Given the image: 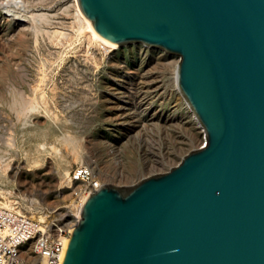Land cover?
Returning a JSON list of instances; mask_svg holds the SVG:
<instances>
[{
    "label": "water",
    "instance_id": "95a60500",
    "mask_svg": "<svg viewBox=\"0 0 264 264\" xmlns=\"http://www.w3.org/2000/svg\"><path fill=\"white\" fill-rule=\"evenodd\" d=\"M94 32L180 58L207 145L83 206L62 264H264V0H77Z\"/></svg>",
    "mask_w": 264,
    "mask_h": 264
},
{
    "label": "rangeland",
    "instance_id": "374dc122",
    "mask_svg": "<svg viewBox=\"0 0 264 264\" xmlns=\"http://www.w3.org/2000/svg\"><path fill=\"white\" fill-rule=\"evenodd\" d=\"M0 1V125L9 127L17 123L19 143H22V122H31L33 139L30 144L26 141V147L7 155L16 159L12 158L9 175L0 172V178H4L0 179L1 203L11 199L24 215L40 221L61 220L73 204L78 185L62 189L67 183H63L58 168L65 170L66 167L71 173L81 165L90 166L104 185L130 188L169 172L198 148L202 132L175 84L178 56L141 43L119 45L112 52L97 47L82 30L74 0ZM33 12L44 13V18L36 21L26 18L29 22L24 27L27 28L22 29L19 21ZM23 93L27 95L21 96ZM14 98L18 105L13 104ZM29 99L37 103V109L32 110V114L22 113V101ZM26 118L29 120L25 121ZM44 128L52 133L44 135L40 131ZM53 132L58 136L54 137ZM67 138L70 142L64 141ZM47 140L50 145L61 148L62 159L53 150L49 154L36 152L38 143H47ZM28 147L36 152L31 162L25 156ZM33 198L37 200L34 204Z\"/></svg>",
    "mask_w": 264,
    "mask_h": 264
},
{
    "label": "built area",
    "instance_id": "2783aa9c",
    "mask_svg": "<svg viewBox=\"0 0 264 264\" xmlns=\"http://www.w3.org/2000/svg\"><path fill=\"white\" fill-rule=\"evenodd\" d=\"M188 107L191 109L189 104ZM191 111L204 140L194 150L197 151L206 147L207 136L198 117ZM70 182L71 185H78L70 208L79 209V216L72 213L70 217L64 216L61 220L40 221L0 205V264L63 263L70 236L80 219L84 204L91 195L105 186L95 171L84 165L70 173ZM70 221L72 223L69 224Z\"/></svg>",
    "mask_w": 264,
    "mask_h": 264
},
{
    "label": "bare ground",
    "instance_id": "6f19581e",
    "mask_svg": "<svg viewBox=\"0 0 264 264\" xmlns=\"http://www.w3.org/2000/svg\"><path fill=\"white\" fill-rule=\"evenodd\" d=\"M4 1H6V3L8 2L7 0H3V2L2 3H5ZM14 1V0H13ZM21 1V0H20ZM22 1H25V0H22ZM1 2V1H0ZM74 2H75V7H76V10H77V15H78V18H79V21L81 22V25H82V30H84V32H86V34H88L87 36L89 37L88 39L92 42V43H96L97 44V47H98V45L99 46H102V47H104L105 49H108L110 52H112V51H115V50H117L118 49V46L117 45H114V44H112V43H109V42H107V41H105L104 39H102L101 37H99L95 32H94V30L92 29V27H91V25L88 23V21L85 19V17L82 15V13L80 12V9H79V7H78V3H77V0H74ZM14 3V2H13ZM12 3V4H13ZM16 3V2H15ZM26 3V2H25ZM27 3H29V2H27ZM19 4V3H18ZM17 4V5H18ZM11 5V4H10ZM19 5H22V4H19ZM28 5V4H27ZM30 5V4H29ZM3 6V5H2ZM7 6V5H6ZM16 6V5H15ZM26 6V5H25ZM5 7V6H4ZM10 7V6H9ZM28 7V6H27ZM26 7V8H27ZM6 8V7H5ZM13 9V8H12ZM16 9V8H15ZM28 9V8H27ZM23 10H24V8H23ZM14 11V10H13ZM18 11V10H17ZM21 10H19V12H20ZM27 10H25V12H26ZM7 12V11H6ZM9 12H12V10H10ZM16 12V11H15ZM29 12H31V11H29ZM24 13V12H23ZM35 12H33L31 15H27V16H23L24 18L22 19V20H20L19 22H20V24L22 25V29H26L25 27H24V24H26V23H28L29 22V20L28 19H26V18H30V19H32V20H35L36 21V19H43L44 18V13L43 14H34ZM28 14V13H27ZM26 15V14H25ZM47 15V14H46ZM14 16V15H13ZM16 16V15H15ZM17 17V16H16ZM48 17V16H47ZM46 17V18H47ZM49 18V17H48ZM77 18V19H78ZM5 19V18H4ZM76 19V20H77ZM16 20V19H15ZM32 22V21H31ZM30 22V23H31ZM40 21H38V23H39ZM29 23V24H30ZM43 23V22H42ZM44 23H46V22H44ZM76 23V22H75ZM74 23V24H75ZM17 24V23H16ZM77 24V23H76ZM36 25H37V23H36ZM11 26V25H10ZM29 26V25H28ZM35 26V25H34ZM32 27V26H31ZM38 27V26H37ZM81 27V26H80ZM79 27V28H80ZM21 28V27H20ZM34 28V27H33ZM40 29H43L44 30V28H40ZM20 30V29H19ZM82 30H80V32L82 31ZM15 31V30H14ZM79 31V30H78ZM18 32V31H17ZM35 32V31H34ZM57 32H59V31H57ZM36 33H38V32H35V34ZM63 32H61V35H63L62 34ZM15 34H16V32H15ZM34 34V33H33ZM53 34V33H52ZM55 34V33H54ZM57 35H59V34H57ZM82 35V34H81ZM83 35H84V33H83ZM86 36V35H85ZM89 40H88V42H89ZM91 42H89V43H91ZM93 46L95 45V44H92ZM23 59V58H22ZM177 60V59H176ZM17 61H19V60H17ZM24 64V63H23ZM22 65V64H21ZM25 66V65H24ZM19 67H21V66H19ZM176 67V66H175ZM177 69H178V67L174 70V72H175V84H176V87H177V89L179 90V87H178V83H177ZM23 70V69H22ZM25 71V70H24ZM14 73V72H13ZM12 74V73H11ZM15 74V73H14ZM24 74V73H23ZM22 74V75H23ZM25 75V74H24ZM45 75V74H44ZM20 76V75H19ZM16 77H18V76H16ZM22 77V76H21ZM20 77V78H21ZM45 77V76H44ZM43 76H42V78H44ZM13 78V77H12ZM26 78V77H25ZM30 78V77H29ZM32 78V77H31ZM42 78H41V80H42ZM13 79H15V78H13ZM17 80H20V79H17ZM22 80V79H21ZM24 81H26L27 82V80H24ZM40 81V80H39ZM15 82H16V80H15ZM44 82H45V79H44ZM10 83H12V82H10ZM17 83V82H16ZM19 83V82H18ZM42 83V82H41ZM12 84H14V83H12ZM28 84V83H27ZM39 84V83H38ZM38 84H36V85H38ZM45 84V83H44ZM151 84V83H150ZM8 85V84H7ZM147 85V84H146ZM22 86V85H21ZM28 86H30V85H28ZM162 86V85H161ZM8 87V86H7ZM15 87V86H14ZM39 87V86H38ZM159 87H160V85H159ZM30 88V87H29ZM42 88V87H41ZM44 88V87H43ZM27 89V88H26ZM31 89V88H30ZM39 89V88H38ZM145 89V88H144ZM152 89V88H151ZM159 89V88H158ZM157 89V90H158ZM11 90V89H10ZM19 90V89H18ZM14 91V90H13ZM17 91V90H16ZM35 91H36V88H35ZM38 91V90H37ZM42 91L43 90H41V93H42ZM147 91H149V90H147ZM156 91V90H155ZM161 91V90H160ZM22 92H24V90H22ZM26 92V91H25ZM30 92H34V91H30ZM8 93H10V92H8ZM11 93H12V91H11ZM142 93V92H141ZM14 94V93H13ZM21 94V93H20ZM35 94V93H34ZM36 94H39V93H36ZM156 94H157V92H156ZM159 94V93H158ZM5 95H7V94H5ZM17 95V94H16ZM23 95H25L24 93L21 95V96H23ZM27 95V94H26ZM25 95V96H26ZM10 96H12V94L11 95H9V97ZM18 96H19V94H18ZM20 96V97H21ZM29 96V95H28ZM37 96H39V95H37ZM154 96V95H153ZM3 97V96H2ZM15 97V96H14ZM24 97V96H23ZM31 97H33L34 99H35V97L34 96H31L30 95V98ZM39 97H42V96H39ZM48 97V96H47ZM44 98V97H43ZM3 100H4V98H2ZM1 99V100H2ZM17 99V98H16ZM16 99L14 98V99H12V101H16ZM21 99H22V97H21ZM39 99V98H38ZM2 100V101H3ZM6 100V99H5ZM33 100V99H32ZM32 100L31 99H29L28 101H22L23 103H24V105H23V109H22V113H24V112H28V113H30V114H32L33 112H32V110H35V109H37L36 108V104H33L32 103ZM47 101L49 100V99H46ZM46 100H44V101H46ZM14 101V105H18V103L17 104H15L16 102ZM18 101V100H17ZM34 101V100H33ZM184 101H185V99H184ZM7 102V101H6ZM2 103V102H1ZM47 103V102H46ZM49 104H50V102H48ZM187 103V102H186ZM4 104H5V101H4ZM7 104H9V101H8V103ZM19 104H21V103H19ZM48 104V105H49ZM36 105V106H35ZM44 105H46V104H43V106ZM47 105V106H48ZM152 105V104H151ZM19 106H21V105H19ZM39 106H40V104H39ZM5 107V106H4ZM22 107V106H21ZM45 109V108H44ZM48 110L50 109V106L47 108ZM53 109V108H52ZM7 110V109H6ZM16 110V109H15ZM50 111V110H49ZM8 112V111H7ZM15 112V111H14ZM39 113V112H38ZM54 113V112H53ZM9 114V113H8ZM48 114H51V112L50 113H48ZM4 115V114H3ZM16 115V114H15ZM17 115H18V113H17ZM23 115V114H22ZM55 115V114H54ZM19 116V115H18ZM20 117V116H19ZM21 117H23V116H21ZM24 117H27V116H24ZM35 118H37V116L35 117ZM46 118H47V116H46ZM59 118V117H58ZM14 119V118H13ZM20 119V118H19ZM51 119V118H50ZM5 120H7V119H5ZM10 119H8V121H9ZM29 120V119H28ZM27 120V118H26V120L25 121H28ZM32 121V120H31ZM34 121V120H33ZM37 121V120H36ZM38 121H40V120H38ZM15 122V121H14ZM41 122V121H40ZM44 122V121H43ZM5 123V122H4ZM18 123H19V121H18ZM22 123H24L23 124V126H22V128L20 129V133H22L21 135H23V142L22 143H19V139H20V137H18V127H17V123L16 124H11V126H9V127H6V125L4 126V125H0V172H3L2 174H8L7 172L9 171V170H11V168H12V163H11V161H13L12 160V158L15 160L16 158H14V157H12V156H7L8 154H10V153H14V152H16V151H18L21 147H26L27 145L25 144L26 143V141H28V143L30 144V142H32V126H31V122L30 123H26V122H22ZM46 123V122H45ZM55 123V122H54ZM60 124H61V122H60ZM52 125V124H51ZM50 125V126H51ZM57 125V124H56ZM55 125V126H56ZM63 125V124H62ZM8 126V125H7ZM19 126V125H18ZM36 126H38V125H36ZM54 126V125H53ZM52 126V127H53ZM59 126V125H58ZM58 126H56V127H58ZM38 128V127H37ZM50 128V127H49ZM59 128V127H58ZM61 128H63V127H61ZM64 129V128H63ZM39 130V129H38ZM40 131L41 132H43L44 133V135H49V133H52L51 132V130L50 129H45L44 128V130H42V129H40ZM39 131V132H40ZM53 131H54V129H53ZM62 130L60 129V132H61ZM34 133V132H33ZM37 133V132H36ZM41 134V133H40ZM39 134V135H40ZM53 135H54V132H53ZM65 135V134H64ZM67 135V134H66ZM58 136V135H57ZM56 135H54V137H57ZM37 137V136H36ZM51 137H52V135H51ZM51 137H48V138H51ZM70 137V136H69ZM35 138V137H34ZM44 138V137H43ZM46 138V137H45ZM61 138V137H60ZM70 138H73V137H70ZM35 139H37V138H35ZM40 139H41V135H40ZM68 140H64V141H69L70 139L69 138H67ZM44 140V139H43ZM49 140V139H48ZM48 140H47V143L46 142H40V143H38V148L36 147V146H34V147H36L35 148V150L37 149V151L36 152H38V153H48V152H50V150H53V152H55L56 154H57V156H59L60 157V159H62V156H61V151H60V149H57V146L55 147L54 146V144L53 145H50L49 144V142H48ZM56 140H58V139H56ZM39 141V140H38ZM42 141V140H41ZM52 141V140H51ZM73 141V140H72ZM55 142V141H54ZM70 142V141H69ZM34 143H35V141H34ZM58 143V142H57ZM74 143H76V142H74ZM73 143V144H74ZM202 143H204V140L202 139L201 140V144ZM21 144V145H20ZM67 144V143H66ZM69 144V143H68ZM60 145H62V144H60ZM78 145V144H77ZM76 145V146H77ZM69 146V145H68ZM75 146V145H74ZM64 147V146H63ZM4 148H6L7 149V151H4ZM67 148V147H66ZM72 148V147H71ZM24 149V148H23ZM34 149V148H33ZM75 149V148H74ZM73 149V150H74ZM63 150V149H62ZM80 150V149H79ZM79 150H77V151H79ZM68 151H70V152H72V150H68ZM75 151V153H76V150H74ZM36 152H33L32 151V147H28L27 149H26V152H25V156H26V158H27V160H31L32 159V157H33V155L36 153ZM64 152H65V150H64ZM80 152V151H79ZM24 153V152H23ZM66 153H67V151H66ZM73 153V152H72ZM18 154H19V152H18ZM49 154V153H48ZM47 154V155H48ZM69 154V153H68ZM79 154V153H78ZM12 155H14V154H12ZM22 155V154H21ZM50 155H52V154H50ZM62 155H64V153L62 154ZM77 155V154H76ZM16 156H17V154H16ZM19 156H20V154H19ZM35 156V155H34ZM39 156V155H38ZM37 156V157H38ZM41 156V155H40ZM56 155H55V157H57ZM79 156H81V153L79 154ZM18 157V156H17ZM22 157V156H21ZM36 157V156H35ZM51 157V156H50ZM54 157V156H53ZM64 157V156H63ZM70 157V155H68V158ZM73 157L75 158V154L73 155ZM48 158V157H47ZM65 158V157H64ZM38 159V158H37ZM46 159V158H45ZM58 159V158H57ZM73 159V158H72ZM77 159H79V158H77ZM81 159V158H80ZM44 160V159H43ZM42 160V161H43ZM48 160V159H47ZM64 160V159H63ZM39 161H40V159H39ZM50 161V160H49ZM54 161V160H53ZM64 161H66V160H64ZM76 161V160H75ZM78 161H80V160H78ZM14 162H16V161H14ZM27 162V161H26ZM31 162V161H30ZM32 162H33V160H32ZM20 163V162H19ZM40 163H41V161H40ZM67 163H68V161H67ZM66 163V164H67ZM72 163V162H71ZM18 164V163H17ZM29 164V163H28ZM32 164V163H31ZM35 164V163H34ZM56 164V163H55ZM64 164V163H63ZM97 164H99V163H97ZM22 165V164H21ZM25 165V164H24ZM36 165H38V164H36ZM42 165V164H41ZM40 165V166H41ZM61 165V164H60ZM60 165H58V167L60 166ZM18 166H19V164H18ZM27 166V165H26ZM30 166H32V167H34L33 165H30ZM39 166V167H40ZM51 166V165H50ZM55 166V165H54ZM65 166H67V165H65ZM65 166H62V167H65ZM71 166V165H70ZM97 166V165H96ZM16 167V166H15ZM28 167V166H27ZM42 167V166H41ZM19 168V167H18ZM36 168V167H35ZM69 168V167H68ZM15 169V168H14ZM58 169H60L59 170V172H58V174H59V176L64 180L63 181V183L65 184V182L67 183L66 185H64V187L62 188V189H72L74 186H75V184H72L71 185V182H70V172L68 171V169H66V167H65V170H63V169H61V168H58ZM69 170H70V168H69ZM13 171V170H12ZM26 171V170H25ZM71 171V170H70ZM24 172V171H23ZM29 173H31V172H29ZM17 174V173H16ZM9 175V174H8ZM54 175V174H53ZM1 176V175H0ZM5 176V175H4ZM3 176V177H4ZM41 176V175H40ZM7 177V176H6ZM15 177V176H14ZM56 177V176H55ZM29 178V177H28ZM45 178V177H44ZM1 180H3L2 178H0ZM16 179V178H15ZM27 179V178H26ZM20 180H21V178H20ZM59 180H61V179H59ZM24 181H25V179H24ZM49 181H51V180H49ZM57 182V181H56ZM9 183V182H8ZM15 183V182H14ZM33 183V182H32ZM62 183V182H61ZM13 184V183H12ZM77 186V185H76ZM3 187V186H2ZM12 187V186H11ZM16 188H17V186H15ZM62 187V186H61ZM5 188V187H4ZM6 188H7V186H6ZM47 188V187H46ZM49 188V187H48ZM23 189V188H22ZM53 189V188H52ZM57 189V188H56ZM5 190V189H4ZM20 190V189H19ZM50 190V189H49ZM8 191V190H7ZM64 191V190H63ZM2 192H4L3 190H2ZM15 192V191H14ZM2 194V193H1ZM0 194V195H1ZM12 194V193H11ZM19 195V194H18ZM53 195V194H52ZM12 198V197H11ZM7 199V198H6ZM3 200V199H2ZM29 200V199H28ZM31 201V200H30ZM37 202V200L36 199H32V203L34 204V203H36ZM17 203H19V202H17ZM26 203V202H25ZM28 203H30V202H28ZM27 203V204H28ZM0 205H3L4 207H6V208H8V209H11V210H15V211H17V212H19V213H22L21 212V210L20 209H18L17 207H16V203L15 202H12L11 201V199L10 200H8L7 199V201L6 202H4V203H1V201H0ZM18 205V204H17ZM27 206H29V205H27ZM38 205H36V207H37ZM25 207V206H24ZM26 209V208H25ZM32 210V209H31ZM28 212H30V211H28ZM33 212V211H32ZM41 213V212H40ZM75 214V215H77V216H79V214H80V210L79 209H76V208H70V211H67L64 215H63V217L65 216V217H70L71 216V214ZM23 214V213H22ZM27 214V213H26ZM37 214V213H36ZM32 216V215H31ZM34 216V215H33ZM41 217H42V215H40ZM70 223H72V221H70L69 222V224ZM68 224V225H69Z\"/></svg>",
    "mask_w": 264,
    "mask_h": 264
}]
</instances>
